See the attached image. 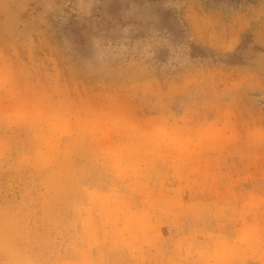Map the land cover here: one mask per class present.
<instances>
[{"label": "rangeland", "instance_id": "rangeland-1", "mask_svg": "<svg viewBox=\"0 0 264 264\" xmlns=\"http://www.w3.org/2000/svg\"><path fill=\"white\" fill-rule=\"evenodd\" d=\"M1 26L8 58L89 127L70 138L58 122L50 135L15 117L0 128V264H99L95 207L138 184L162 119L171 142L219 106L264 127V0H0ZM106 137L120 157L106 158ZM116 245L111 264H133Z\"/></svg>", "mask_w": 264, "mask_h": 264}, {"label": "crops", "instance_id": "crops-1", "mask_svg": "<svg viewBox=\"0 0 264 264\" xmlns=\"http://www.w3.org/2000/svg\"><path fill=\"white\" fill-rule=\"evenodd\" d=\"M4 31L7 26L0 27L1 130L9 132L15 117L29 132L52 135L58 122L71 138L88 128L89 118L72 110L73 116L66 115L57 104L60 96L36 83L26 60L8 58L5 49L13 43L4 40ZM18 48L27 47L19 42ZM212 112L173 142L164 119L159 135L144 140L146 170L138 184L116 186L106 193H114V200L95 207L106 219L98 237L99 264H111L114 252L108 248L115 242L129 251L133 264H264V127L243 119L235 106ZM252 133L258 134L253 143ZM104 141L106 158L121 156L119 138ZM243 146L248 152L235 155Z\"/></svg>", "mask_w": 264, "mask_h": 264}]
</instances>
